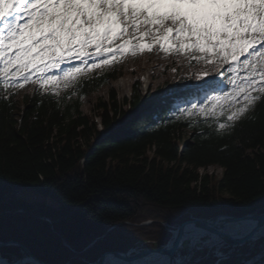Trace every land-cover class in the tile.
Returning a JSON list of instances; mask_svg holds the SVG:
<instances>
[{
	"label": "trees",
	"instance_id": "1",
	"mask_svg": "<svg viewBox=\"0 0 264 264\" xmlns=\"http://www.w3.org/2000/svg\"><path fill=\"white\" fill-rule=\"evenodd\" d=\"M177 59L163 67L166 80L170 66L181 74V65L171 64ZM125 74L120 65L80 79L91 81L82 90L83 98L109 88L108 100L100 98L94 116L82 111L79 91L66 96L65 90L57 104L59 97L52 91L16 90L11 118L0 123V167L11 164L21 170L25 184L34 183L30 177L35 169L55 191L0 183V241L20 242L54 264H93L107 251H128L141 241L149 240L148 247L166 244L172 234L162 222L177 226L192 216L264 212V198L253 197L243 207L225 195L230 186L259 187L264 181V123L246 125L247 138L231 141L215 136L201 141L196 136L199 129L175 121L166 130L149 133L150 124L138 128L143 124L138 117L159 100V92L151 91V99L144 98L133 108L144 96L140 80L135 79L131 97L123 99L111 84ZM97 76L101 78L93 79ZM8 112L0 103V115ZM225 142L232 147L218 151ZM217 166L221 176H210L209 168ZM148 220L154 223L146 227L142 223ZM263 242L264 238L259 244ZM259 244L253 250L242 247L247 258L259 251ZM1 252L10 261L26 256L16 245L3 246ZM215 260L210 254L194 264Z\"/></svg>",
	"mask_w": 264,
	"mask_h": 264
},
{
	"label": "snow or ice",
	"instance_id": "2",
	"mask_svg": "<svg viewBox=\"0 0 264 264\" xmlns=\"http://www.w3.org/2000/svg\"><path fill=\"white\" fill-rule=\"evenodd\" d=\"M154 46L165 55L186 53V60L171 64L186 62L192 70L181 75L170 66L163 84L145 82L144 96L133 108L152 98L150 88L162 95L138 117L143 121L138 128L150 124L147 131L154 134L175 121L199 129L201 141L213 136L231 141L247 138L246 125L264 123V0H0V103L9 109L0 115V123L10 120L11 98L27 83H33L36 94L49 92L46 86L51 85L57 104L64 99L59 88L68 90L66 96L79 91L83 98L82 90L91 82L79 79L83 71L113 65L124 55L151 52ZM200 63L205 67H194ZM52 69L61 75L51 74ZM231 147L225 142L218 151ZM32 172L34 183L25 184L21 170L11 164L0 167V183L55 191L47 177ZM226 195L247 207L253 197L264 198V181L259 187L230 186ZM153 223L145 221L144 226Z\"/></svg>",
	"mask_w": 264,
	"mask_h": 264
},
{
	"label": "rangeland",
	"instance_id": "3",
	"mask_svg": "<svg viewBox=\"0 0 264 264\" xmlns=\"http://www.w3.org/2000/svg\"><path fill=\"white\" fill-rule=\"evenodd\" d=\"M149 38L151 39V36H149ZM197 55H199V53ZM182 57L184 58V60H186L187 54L186 53L183 54ZM121 60L122 61H120L121 62L120 64L124 66V70L126 71V74L124 75V77H122L119 80L114 81L112 83V86L115 88L120 99H123L124 98L123 96H125L130 91L133 80H135L136 78H139L143 75L148 77V81L151 82L153 85H161L165 81V75L159 74L158 77H156V78H153V77L150 78L151 75L148 76V72H151L152 75L153 74L157 75L159 68H158V66H156V64H162L163 65V64H167L170 62V58L165 56L164 54H162L159 51H155L152 54H145V55L144 54H140V55L137 54L135 56H123V59H121ZM113 66H114V64L107 66V67H102L101 69L85 70V71H83V74H87V73L92 72V71H102V70H106L107 68L110 69ZM194 67L197 69H201V68H204L205 65L203 63L194 64ZM154 68L156 70L153 71L152 69H154ZM191 70L192 69L188 66V64L186 62L183 63L182 73H188ZM61 83H62V81H61ZM108 89L109 88L106 86L103 89H101L100 91L96 92L95 94L85 97L83 99V103H82V111L85 114L93 116L94 110L96 109V106L98 105V103L100 101V98H102L103 100H108V96H109L108 95V92H109ZM152 89L154 90L155 88H152ZM213 176L216 178L218 176H221V173L217 172V174H216L215 170H214ZM201 239L203 241H206L208 239L211 240L212 238L209 236H206V237H202ZM200 240L197 241L199 247H201V245H204L202 242H200ZM259 240L260 239L248 242L246 244V246H244V247L255 248L256 243ZM210 242H211V244L207 245L208 248H210L212 244H214L216 248L222 246V244H223L222 241L213 242L211 240ZM192 245H194V244L191 242V240H186L183 243L182 249L178 252V254L180 255V260H181L180 264H188L191 261L193 255L191 254V256L188 257L187 254L191 250ZM140 247L145 248L148 246L143 241L142 243H140L139 248ZM263 248H264V245H261L260 250L261 249L263 250ZM238 252H239V255H241V256H242V254H244V257L242 256V258H240V256H238V258H236V261H240V262L239 263L236 262V263L237 264H243L244 261H246L245 256H247L246 254H248V253L245 252V250H243L242 248H240ZM222 256L224 259V261H222V264H229L231 262L230 259L225 260L226 255L222 254ZM196 259H197V257H196ZM234 259H235V257H234ZM262 259H264V257ZM261 260L257 261L255 264H259V262Z\"/></svg>",
	"mask_w": 264,
	"mask_h": 264
},
{
	"label": "water",
	"instance_id": "4",
	"mask_svg": "<svg viewBox=\"0 0 264 264\" xmlns=\"http://www.w3.org/2000/svg\"><path fill=\"white\" fill-rule=\"evenodd\" d=\"M18 190H16L17 192ZM258 217V224L256 227L246 233L245 235H241L238 237H233L230 234L222 233L219 231L216 227L211 226L209 223H213L217 221L219 218H227V219H232V220H239L242 219L243 217ZM190 224H196L198 226H203V227H208V232L206 234H214L216 233L218 238L224 240L225 242L232 244V245H241L243 243H246L248 241L256 239V233L259 229H261L264 226V213H249L245 214L242 216H233V215H217L213 216L211 218H191L190 220L180 224L176 230L174 231L173 239L169 241V243L165 246H160L156 248H149L145 250H136V249H130L127 252H122V251H109L100 256V258L95 262V264H107V261L109 258H115L121 262L125 263H142L144 260L148 259L149 257L153 255H162L165 256L166 254L169 257V263L173 264H178L180 260V256L176 255V252L181 248L182 243H183V238L185 234V229L188 225ZM215 235V234H214ZM228 235V236H227ZM6 245H22L17 242H10V243H4L0 242V260L4 261V264H19V262H36V264H52V263H47L43 261L42 259L38 258L29 248L26 246H23L25 251L27 252V256L25 258L16 260L14 262H9L6 258H4L1 254V247L6 246ZM116 256V257H113ZM190 253H188L187 256H189ZM264 256V250H262L260 253L252 257L250 260L245 262L244 264H254L256 261H258L261 257ZM180 264V263H179Z\"/></svg>",
	"mask_w": 264,
	"mask_h": 264
},
{
	"label": "bare ground",
	"instance_id": "5",
	"mask_svg": "<svg viewBox=\"0 0 264 264\" xmlns=\"http://www.w3.org/2000/svg\"><path fill=\"white\" fill-rule=\"evenodd\" d=\"M210 173L213 172V169H211V171H209ZM258 217H243L242 219L239 220H232V219H225V218H219L217 221L215 222H211L209 224H211V226L216 227L219 231H221L222 233H226V234H230L233 237H238L241 235H245L246 233L252 231L256 225L258 224ZM175 227V226H173ZM208 232V227H203V226H198L196 224H190L186 227L185 229V234H184V238H183V243L186 240H191V242L193 244H195L198 240H200L205 234L206 232ZM215 234V235H214ZM211 235V240L213 242L215 241H219L221 240L220 238H218L216 233H214ZM228 236V235H227ZM264 236V226L259 229L256 233V238L259 237H263ZM255 240V239H254ZM144 242H149V240H145ZM89 247V246H88ZM90 248V247H89ZM197 249L192 250L196 251ZM2 254V253H1ZM113 257H116L113 255ZM169 257L166 254L165 256L162 255H153L151 257L148 258V260H144L142 263L138 264H173V263H169ZM45 261V260H43ZM47 263H50L48 261H45ZM120 262L119 260L115 259V258H109L107 261V264H128L125 262ZM4 261L0 260V264H4ZM181 263V260H179L178 264ZM54 264V263H52ZM129 264H137V263H129Z\"/></svg>",
	"mask_w": 264,
	"mask_h": 264
}]
</instances>
